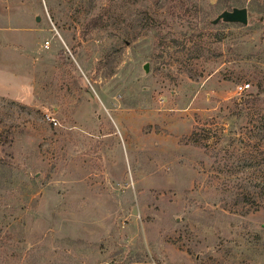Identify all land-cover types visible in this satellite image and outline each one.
<instances>
[{
  "label": "rangeland",
  "instance_id": "1",
  "mask_svg": "<svg viewBox=\"0 0 264 264\" xmlns=\"http://www.w3.org/2000/svg\"><path fill=\"white\" fill-rule=\"evenodd\" d=\"M182 13L0 0V264H264V22Z\"/></svg>",
  "mask_w": 264,
  "mask_h": 264
},
{
  "label": "trees",
  "instance_id": "2",
  "mask_svg": "<svg viewBox=\"0 0 264 264\" xmlns=\"http://www.w3.org/2000/svg\"><path fill=\"white\" fill-rule=\"evenodd\" d=\"M168 2H176V7L179 6L183 9L182 17H196L197 19V28L202 31V33L206 32L209 29V26H212V20H210L211 12L208 11L210 9H220L224 10L227 8H235L237 5L241 3H248V14H249V23L244 26L239 23H226L220 21L219 23L228 25V26H238L249 29L254 27L257 22H264V0H220L216 4H210L208 0H167ZM175 7V6H174ZM244 7H246L244 5ZM213 11V10H212ZM189 19V18H188ZM253 98H257L253 96ZM240 105V104H238ZM195 134V133H193ZM235 140V138H233ZM252 164L248 163L243 164L239 168L240 171H256L260 172L261 176L256 177H248V178H240L243 179L239 182L234 183V185L230 188V194L232 197V201L235 205H243L245 207H251L253 210H258L260 208L261 199L264 196V151L258 150L255 152L252 158ZM258 161V164L253 165V161ZM234 168V167H233ZM232 164L226 167L227 172L230 174L236 173L235 171H231ZM241 183H244L243 185ZM242 186V188H241ZM240 188L241 190H237ZM259 190V191H258Z\"/></svg>",
  "mask_w": 264,
  "mask_h": 264
},
{
  "label": "water",
  "instance_id": "3",
  "mask_svg": "<svg viewBox=\"0 0 264 264\" xmlns=\"http://www.w3.org/2000/svg\"><path fill=\"white\" fill-rule=\"evenodd\" d=\"M37 20H39V18H37ZM220 21L226 23H239L246 26L249 23L248 9L247 7H235L232 10H224L212 21V23L216 25Z\"/></svg>",
  "mask_w": 264,
  "mask_h": 264
},
{
  "label": "built area",
  "instance_id": "4",
  "mask_svg": "<svg viewBox=\"0 0 264 264\" xmlns=\"http://www.w3.org/2000/svg\"><path fill=\"white\" fill-rule=\"evenodd\" d=\"M250 87V84H240L239 86L236 87V93L237 94H243L248 90Z\"/></svg>",
  "mask_w": 264,
  "mask_h": 264
}]
</instances>
